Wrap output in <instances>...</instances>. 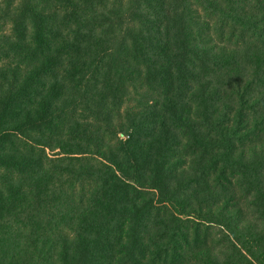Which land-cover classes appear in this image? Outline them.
I'll return each instance as SVG.
<instances>
[{
	"label": "trees",
	"instance_id": "1",
	"mask_svg": "<svg viewBox=\"0 0 264 264\" xmlns=\"http://www.w3.org/2000/svg\"><path fill=\"white\" fill-rule=\"evenodd\" d=\"M4 4L0 264H264V0Z\"/></svg>",
	"mask_w": 264,
	"mask_h": 264
},
{
	"label": "rangeland",
	"instance_id": "2",
	"mask_svg": "<svg viewBox=\"0 0 264 264\" xmlns=\"http://www.w3.org/2000/svg\"><path fill=\"white\" fill-rule=\"evenodd\" d=\"M4 1H6V0H0V44L7 41L8 39H10L11 35H12L11 21L9 19H7L6 16L3 15V13H5L7 15L9 14V12H6V10H5ZM18 6H19V3H18V1H16L14 6H11L9 9L11 12H14L15 8H18ZM12 15H13V13H10V16H12ZM1 63H2V59L0 58V64ZM117 137L119 139H122V140L127 138L126 136H122L120 133L119 134L117 133ZM254 141H256V140H254ZM247 143H248V140H246L244 142V145H246Z\"/></svg>",
	"mask_w": 264,
	"mask_h": 264
}]
</instances>
